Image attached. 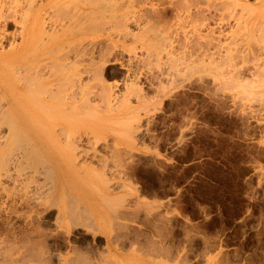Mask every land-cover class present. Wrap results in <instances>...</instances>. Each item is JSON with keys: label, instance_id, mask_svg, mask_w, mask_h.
Masks as SVG:
<instances>
[{"label": "rangeland", "instance_id": "obj_1", "mask_svg": "<svg viewBox=\"0 0 264 264\" xmlns=\"http://www.w3.org/2000/svg\"><path fill=\"white\" fill-rule=\"evenodd\" d=\"M12 1L0 78L27 119L0 88V264H264V0Z\"/></svg>", "mask_w": 264, "mask_h": 264}, {"label": "bare ground", "instance_id": "obj_2", "mask_svg": "<svg viewBox=\"0 0 264 264\" xmlns=\"http://www.w3.org/2000/svg\"><path fill=\"white\" fill-rule=\"evenodd\" d=\"M4 1V0H3ZM14 1V0H13ZM12 1V2H13ZM18 1V0H17ZM17 1L15 0L14 1V4H15V2H16V5L17 4H20V2L19 3H17ZM30 1H33V0H30ZM29 1V2H30ZM21 2H22V0H21ZM25 2V1H24ZM28 2V1H27ZM48 2H49V0H48ZM51 2H53V4H54V2H56V0H52ZM60 1H58L57 3H59ZM1 4H3L4 5V3H0V5ZM27 4V3H26ZM29 4V3H28ZM56 4V3H55ZM236 4V3H235ZM263 4H264V1H263ZM8 5V4H7ZM13 5V4H12ZM11 4H10V6H12ZM31 5V7H32V3L30 4ZM29 5V6H30ZM36 6H33V7H37L38 8V10H37V13L34 15V17L33 18H31L30 20H27V21H25V22H22V25H23V30H21L22 32V37H24L25 39H32V38H43V35L44 34H46L45 32L46 31H44V28H45V17H43L42 16V14H41V11H42V9L43 10H45L44 9V3H36L35 4ZM57 5V4H56ZM9 6V5H8ZM19 6V5H18ZM21 6V5H20ZM24 6V5H23ZM4 7V6H3ZM3 7H2V9H3ZM5 7H7L6 5H5ZM244 7V6H243ZM16 8V7H15ZM9 9V8H8ZM12 8H10L9 10H11ZM14 9V8H13ZM17 9V8H16ZM15 9V10H16ZM20 9V8H19ZM15 10H14V12H15ZM17 11V10H16ZM9 13V12H8ZM21 13V12H20ZM23 13V12H22ZM85 13V12H84ZM83 13V14H84ZM91 14V13H90ZM25 15V14H24ZM85 15V14H84ZM254 15V14H253ZM78 16V15H77ZM246 16V15H245ZM2 17V16H1ZM0 17V18H1ZM85 17V16H84ZM23 18V17H22ZM78 18V17H77ZM89 18H91V15H90V17ZM9 19H11L12 20V22L14 21V22H16L17 20H16V18L15 17H12V18H10L9 17ZM235 19V18H234ZM258 19V18H257ZM263 20V19H262ZM261 20V21H262ZM259 21V20H258ZM8 21H7V16L5 17V19H4V22L3 23H7ZM79 22V21H78ZM91 23V22H90ZM264 23V22H263ZM76 30H77V28H76ZM235 30V29H234ZM231 31V30H230ZM27 36V37H26ZM237 36V35H236ZM1 37V36H0ZM4 38V37H3ZM2 39V38H1ZM2 41V40H1ZM234 45V44H233ZM249 49V48H248ZM248 51V50H247ZM243 52V51H242ZM261 52V51H260ZM243 55V54H242ZM68 58V57H67ZM61 59V58H60ZM213 61V60H212ZM257 63V62H256ZM62 64V63H61ZM60 64V65H61ZM90 65H92V63H89ZM202 64V63H201ZM73 65V64H72ZM71 65V66H72ZM93 66V65H92ZM255 66V65H254ZM61 67H63V66H61ZM65 67V66H64ZM251 67V66H250ZM90 68H91V66L88 68L87 67V70H90ZM261 68V67H260ZM66 69V68H65ZM76 70L75 71H77L78 72V74L81 72V70H79V69H77V68H75ZM84 69V68H83ZM95 69H96V67H95ZM220 69V68H219ZM92 70V69H91ZM218 70V69H217ZM80 71V72H79ZM96 71V70H95ZM101 71V70H100ZM259 71H260V69H259ZM73 72V71H72ZM77 72H75L76 73V75H77ZM85 72V71H84ZM83 72V73H84ZM90 72V71H89ZM93 72V71H92ZM263 72V71H262ZM20 72H18V74H19ZM74 73V72H73ZM82 73V74H83ZM91 73V72H90ZM94 73V72H93ZM36 74V73H35ZM254 74V73H253ZM20 75V74H19ZM18 75V76H19ZM75 75V74H74ZM79 75H81V74H79ZM21 76V75H20ZM71 77V76H70ZM260 77V76H259ZM20 78V77H19ZM46 78V77H45ZM64 78V77H63ZM74 77H71V79H73ZM256 78V77H255ZM25 79H27V78H25ZM24 79V80H25ZM64 80H66V78L64 79ZM63 80V81H64ZM80 80V79H79ZM256 80V79H255ZM254 80V81H255ZM263 80V79H262ZM20 81V80H19ZM71 81V80H70ZM28 82V81H27ZM33 82V81H32ZM72 82V81H71ZM26 82L24 81V84H25ZM35 83V82H34ZM73 83V82H72ZM253 84V83H252ZM40 85H42V84H40ZM39 85V82H38V85L36 86L37 88H38V86H40ZM91 87H89V88H93L92 87V85H90ZM0 88L1 89H3L4 90V92H5V94H7V96H8V98H9V101H8V105H9V109L11 110L10 111V113H11V115L14 117V118H16L17 120H19V121H21V122H23L24 120H25V115L24 114H22V112H21V110H20V106H18V98H19V95H18V93L19 92H17V90L18 89H16V90H13V88H12V86L11 85H9L6 81H4L3 82V78H0ZM73 88V87H72ZM64 89V88H63ZM72 90V89H71ZM89 90V89H88ZM110 90V89H109ZM108 90V91H109ZM27 91V90H26ZM87 91V90H86ZM85 91V92H86ZM103 91V90H102ZM32 92H34V91H32ZM92 92V91H91ZM36 93V92H35ZM38 93V92H37ZM71 93V92H70ZM74 94V93H73ZM83 94H84V92H83ZM89 94V93H88ZM77 95V94H76ZM110 95V94H109ZM88 96V95H87ZM86 96V97H87ZM108 96V95H107ZM58 97V96H57ZM76 97V96H75ZM85 97V98H86ZM54 99V98H53ZM57 99V98H56ZM56 99L55 100H52V101H46V99L44 98V97H42V96H40V98H39V100L41 101V102H49V103H52V104H58V102L56 101ZM93 99V98H92ZM85 100H87V99H85ZM84 100V101H85ZM91 103H93V102H91ZM78 104V103H77ZM86 104V103H85ZM8 107V106H7ZM4 114V113H3ZM33 117V116H32ZM49 117H51V116H48V117H46V118H49ZM26 119H27V117H26ZM7 121H8V119H7ZM37 136V135H36ZM40 136V135H39ZM42 136V135H41ZM2 138V137H1ZM1 140V139H0ZM40 140V139H39ZM39 140H38V142H39ZM41 142V141H40ZM42 142H44V141H42ZM38 145V144H37ZM41 146L43 147V144H41ZM45 147V146H44ZM44 147H43V149H44ZM47 148V147H46ZM46 148L43 150L45 153H46ZM38 149L40 150V151H42L39 147H38ZM48 149V148H47ZM49 151V150H48ZM47 151V152H48ZM55 155H56V153H55ZM53 157V156H52ZM54 158V157H53ZM53 158H50L51 160L53 159ZM58 158V157H57ZM21 159H23V158H21ZM55 159V158H54ZM19 160V159H18ZM56 160V159H55ZM75 160H76V158H75ZM75 160H74V162H75ZM72 161V160H71ZM70 161V162H71ZM19 162H20V160H19ZM16 163V162H15ZM57 162H55V164H56ZM59 164V166H60V161L58 162ZM64 163H66V162H64ZM72 164V163H71ZM19 165H20V163H19ZM58 165H57V167H58ZM69 165V164H68ZM30 166V165H29ZM66 166V165H65ZM64 166V167H65ZM73 166V165H72ZM59 168H57V170H58ZM64 169V168H63ZM60 170H61V168H60ZM62 171V170H61ZM61 171H60V173H61ZM68 171V170H67ZM58 172H59V170H58ZM67 174V173H66ZM65 174V175H66ZM53 175V174H52ZM69 175V174H68ZM56 177V176H55ZM57 178V177H56ZM63 180H65V179H63ZM68 180H69V178H68ZM66 181V183H67V180H65ZM64 182V181H63ZM65 183V182H64ZM66 188V187H65ZM38 198V197H37ZM66 198H67V195H66ZM78 198V197H77ZM54 201V200H53ZM70 201H72V200H70ZM37 203H39V202H37ZM66 203H68V202H66ZM70 208V207H69ZM71 210V209H70ZM85 210H87V209H85ZM85 210L83 211V210H81L82 211V214L83 213H85ZM72 211V210H71ZM79 211V210H78ZM67 212V211H66ZM60 213V212H59ZM70 213V212H69ZM72 213H74L73 211L70 213V214H72ZM77 214V213H76ZM87 214H90V213H87ZM86 214V215H87ZM73 215V214H72ZM75 215V214H74ZM78 215H76V217H77ZM79 217V216H78ZM85 217V216H84Z\"/></svg>", "mask_w": 264, "mask_h": 264}, {"label": "crops", "instance_id": "obj_3", "mask_svg": "<svg viewBox=\"0 0 264 264\" xmlns=\"http://www.w3.org/2000/svg\"><path fill=\"white\" fill-rule=\"evenodd\" d=\"M30 123V122H29ZM32 124V123H31ZM35 124H32L31 126V129L32 130H34V131H36L35 133H36V135H37V138H38V140H39V142H38V147L42 150V152H44L45 150V148H46V150L48 151H53L54 150V147H50L49 145L47 146H45V144H43V147H44V149H43V147L41 146V142L42 141H44L42 138L44 137V134L43 133H45V131H44V129L43 128H38V127H35L34 126ZM40 135V136H39ZM42 135V136H41ZM56 135V134H55ZM41 141V142H40ZM60 141H62V140H60ZM44 150V151H43ZM46 151V152H47ZM45 153V152H44ZM53 156H56V155H54L53 154ZM55 159H53L52 161H54ZM54 163V162H53ZM59 163H57L56 165H55V167H57V165H58ZM66 165V166H65ZM76 165L78 166V164L76 163ZM65 166V167H64ZM58 167L59 168H61V170H59V172L61 171V173L62 172H64L66 175H64L63 176V178L65 179V180H67V183H69V181H71V182H74L75 181V179L74 180H71L70 178H73L71 175H68V172H67V170L68 171H70V169H68V164L67 163H60V166L58 165ZM64 168V169H63ZM63 174V173H62ZM68 178H69V181H68ZM66 182H65V184H67ZM85 195V194H84ZM72 205H73V202H72ZM77 207L75 206V209L74 210H76V213H72V214H70L71 212L67 209V212H65L64 214H62V219L63 220H66V221H68V222H71V221H76L77 219H78V221H80V220H82V221H84L85 220V218H84V215L81 213V212H79V211H77L78 209H76ZM111 209H108V208H106V210H104L103 209V211L105 212L104 214H105V216H106V218L105 219H107V220H112V219H114L113 218V216H109V215H112V212L110 211ZM114 210H115V208H114ZM70 212V213H69ZM115 212V211H114ZM75 214V215H74ZM113 214H115V213H113ZM76 215H78L77 217H76ZM77 227H79V226H71V229H73V228H77ZM131 229L132 230H136L137 231V233L138 234H140V235H142V237H145V227H144V215H143V213H139V211L137 212V214H136V216H135V224H132L131 225ZM109 231V230H108ZM105 235L106 236H108V235H110L108 232H105ZM145 252H144V250H140V249H138L137 248V250H136V252H135V254H134V257H133V259H132V261H134L136 264H145Z\"/></svg>", "mask_w": 264, "mask_h": 264}]
</instances>
